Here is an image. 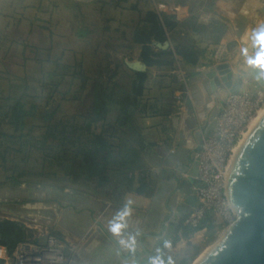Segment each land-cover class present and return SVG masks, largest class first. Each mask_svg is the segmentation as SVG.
Returning <instances> with one entry per match:
<instances>
[{
	"label": "rangeland",
	"instance_id": "374dc122",
	"mask_svg": "<svg viewBox=\"0 0 264 264\" xmlns=\"http://www.w3.org/2000/svg\"><path fill=\"white\" fill-rule=\"evenodd\" d=\"M156 1L168 7L171 3ZM85 2L0 0V102L12 92L26 91V106L30 109L21 131L29 134L21 139L3 135H18L20 131H15L8 119L0 115V220L18 222V231L25 241L41 242L48 232H56L77 246L76 254L93 244L95 233L81 229L79 224L73 226L74 210L63 205L66 200L61 195L82 192L107 202H114L118 196L96 187L95 182H85L82 176L70 174L67 165L56 164L49 157L54 154L51 146L56 142L52 141L59 131L52 133V128L72 116H77V121L83 120L80 115L91 117L94 86L98 85L116 92V102L106 99L110 111L104 120L115 126L114 140L139 144L140 132L129 125L116 126L121 122L116 123L126 95L122 91H130L134 80L122 66L119 51L133 31L137 14L141 16L145 8L153 5L152 0ZM171 5L173 8L167 13L177 25L168 33L166 48L173 50L177 44H186L200 52L207 49L213 53L222 45L221 55L213 59L231 60L232 70L239 72L233 90H241L244 83H258L250 73L248 60L258 35H253V30L264 15L243 16L247 22L241 31L230 19L216 13H210L208 21L199 20V13L204 10L193 1ZM243 5L250 4L244 1ZM83 31L85 34L80 35ZM256 55L257 59L264 55V33ZM259 87L264 92V86ZM136 121L140 126V120ZM46 131L51 133L42 146L41 135ZM47 150L52 152L47 155ZM14 179L19 183H14ZM11 188L27 194L6 193ZM226 228L225 224H214L176 243L172 236L156 248L147 264H181L183 258L189 259L187 264H194Z\"/></svg>",
	"mask_w": 264,
	"mask_h": 264
},
{
	"label": "crops",
	"instance_id": "0c3cea01",
	"mask_svg": "<svg viewBox=\"0 0 264 264\" xmlns=\"http://www.w3.org/2000/svg\"><path fill=\"white\" fill-rule=\"evenodd\" d=\"M84 1L91 4L95 0ZM152 1L153 5L144 11H158L162 2ZM188 1L198 3L204 11L227 17L241 31L246 29L243 0H178L174 4ZM139 17L137 14L133 31ZM133 31L127 35L128 43L121 45L119 56L130 76L134 77L137 71L146 73L139 106L142 111L138 146L152 193L139 194L136 182L122 203L103 201L82 192L65 199L63 205L74 210L73 226L79 224L81 229L92 230L96 238L92 245L78 251L74 264H134L138 255L145 262L146 251L152 257L164 240L176 234L178 223L191 209L186 199L193 194L195 184L194 151L202 137L213 131L225 98L224 88L208 92L209 79L203 74L207 67L219 62L213 59L215 51L202 50L195 68L185 71V81H180L179 58L171 65H146L140 58L141 45L133 42ZM164 43L153 41L160 48ZM227 61L234 69L231 60ZM99 224L116 243L98 230ZM203 230L206 228L197 232Z\"/></svg>",
	"mask_w": 264,
	"mask_h": 264
},
{
	"label": "trees",
	"instance_id": "16d2710c",
	"mask_svg": "<svg viewBox=\"0 0 264 264\" xmlns=\"http://www.w3.org/2000/svg\"><path fill=\"white\" fill-rule=\"evenodd\" d=\"M158 9L147 10L138 19L133 31V42L141 45L140 58L146 65H171L175 55L178 56L180 66L185 71L195 68L200 51L186 44H177L173 50L169 48L156 47L153 41L163 44L168 39L169 31L173 30L177 22L172 19L168 12V5L158 4ZM83 31L80 35H84ZM130 91H122L126 94L123 104L120 106L117 127L129 125L131 129L140 132L136 120H140L142 109L139 108L140 100L146 80V73L137 71L134 75ZM18 86V85H16ZM121 93V92H120ZM114 90L95 85L93 91V113L92 116L80 115L82 121H77V116L68 120H62L53 126L52 133H58L52 142L53 155L56 164H65L70 174L82 176L85 182H95L96 187L102 188L105 192L117 195L115 203H122L124 195L129 192L137 182L136 191L139 194L150 196L152 187L146 178L141 150L138 145L130 141H115V126L106 124V114L110 111L106 99L114 100ZM26 91L21 94L12 92L0 102V115L8 119L10 125L14 126L15 133H3L8 138H25L29 133L21 132L25 127L27 115L30 109L27 108ZM101 125L98 126V124ZM110 128V129H109ZM50 131L41 135V143L46 145L47 136ZM113 138V139H112ZM41 146V147H42ZM47 150V155L52 152ZM14 183L19 180L14 179ZM185 218V217H184ZM184 218L177 225V232L173 237V243L178 242L182 237L203 228L213 227V222L207 215L197 226L191 227L183 223ZM19 223L13 220H0V243L10 249L14 248L20 241H24L23 234L18 231ZM56 233V232H55ZM189 259L183 258L181 264H187Z\"/></svg>",
	"mask_w": 264,
	"mask_h": 264
},
{
	"label": "built area",
	"instance_id": "2783aa9c",
	"mask_svg": "<svg viewBox=\"0 0 264 264\" xmlns=\"http://www.w3.org/2000/svg\"><path fill=\"white\" fill-rule=\"evenodd\" d=\"M169 8L173 6L170 4ZM210 16V13L201 11L198 18L208 21ZM222 49L221 45L215 50V58L221 55ZM177 78L185 81V70L181 66ZM244 84L241 90L228 93L217 114L213 131L202 137L194 151L197 170L192 192L196 201L183 220L185 225L195 227L209 215L213 224L228 226L236 217L226 191L231 158L234 148L249 131L252 120L264 104V92L259 84ZM76 252L74 243L58 233L48 232L41 242L24 240L12 249L0 243V264H74Z\"/></svg>",
	"mask_w": 264,
	"mask_h": 264
},
{
	"label": "water",
	"instance_id": "95a60500",
	"mask_svg": "<svg viewBox=\"0 0 264 264\" xmlns=\"http://www.w3.org/2000/svg\"><path fill=\"white\" fill-rule=\"evenodd\" d=\"M243 1L251 5L255 4L258 11L264 14V0ZM262 35L263 33H258L256 36L249 59H257L256 50ZM162 46L166 48L168 43L165 42ZM257 72L258 70L250 65L251 75L264 86V80L257 79ZM238 73L232 70L228 61L207 67L203 74L209 79L208 92L212 94L224 88L226 98L236 86ZM226 191L236 217L196 264H264V115L244 140L233 168L229 170ZM18 192H20L18 194H27L24 191L18 190ZM61 196L64 199L72 197L65 193ZM186 201L194 205L195 195H189ZM98 226V230L107 239L116 243L105 233L100 224ZM146 253L148 260L142 262L138 255L134 264H147L151 254L148 251Z\"/></svg>",
	"mask_w": 264,
	"mask_h": 264
},
{
	"label": "bare ground",
	"instance_id": "6f19581e",
	"mask_svg": "<svg viewBox=\"0 0 264 264\" xmlns=\"http://www.w3.org/2000/svg\"><path fill=\"white\" fill-rule=\"evenodd\" d=\"M248 5V4H247ZM247 5H243L242 6V9H243V11H244V13L247 15V18H250V17H256V15H259V11L257 10L256 11V9H255V7H256V5L255 4H250L249 6H247ZM260 14H262V13H260ZM245 15V16H246ZM262 15H264V14H262ZM264 22V16H262V20H261V22L260 23H263ZM254 43V42H253ZM253 45V44H252ZM251 52V51H250ZM264 115V107H262V108H260L259 109V111L257 112V114L255 115V117H254V119L252 120V122H251V124H250V129H249V131H247L245 134H244V136L239 140V142H238V144L236 145V147L234 148V151H233V154H232V158H231V163H230V169L232 170V168H233V164H234V161H235V158H236V156H237V154H238V152H239V150H240V148H241V146H242V144H243V142H244V140L246 139V137L248 136V134H249V132L251 131V129L256 125V123L259 121V119L262 117ZM38 187V186H37ZM36 187V188H37ZM30 188V187H29ZM35 188V187H34ZM45 189V188H44ZM43 190V189H42ZM8 192H6V193H10V195H13V194H18V193H20V192H18V190L17 189H12L11 188V191L8 189L7 190ZM27 193V192H26ZM59 194V193H58ZM18 196V195H17ZM40 196V195H39ZM41 196H42V194H41ZM211 248V247H210ZM209 248V249H210ZM208 249V250H209ZM207 250V251H208ZM207 251L206 252H204L203 254H201L202 256H200V258L198 259H196L197 261L194 263V264H196L197 262H199L204 256H205V254L207 253Z\"/></svg>",
	"mask_w": 264,
	"mask_h": 264
},
{
	"label": "clouds",
	"instance_id": "9594fccd",
	"mask_svg": "<svg viewBox=\"0 0 264 264\" xmlns=\"http://www.w3.org/2000/svg\"><path fill=\"white\" fill-rule=\"evenodd\" d=\"M257 33H264V23H260L253 30V35ZM248 64L258 70L257 79L264 80V55H261L258 59H249Z\"/></svg>",
	"mask_w": 264,
	"mask_h": 264
}]
</instances>
